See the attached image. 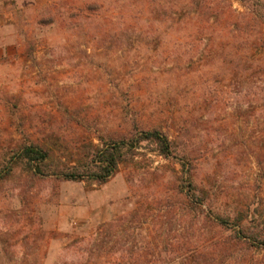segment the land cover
Segmentation results:
<instances>
[{
    "label": "rangeland",
    "instance_id": "1",
    "mask_svg": "<svg viewBox=\"0 0 264 264\" xmlns=\"http://www.w3.org/2000/svg\"><path fill=\"white\" fill-rule=\"evenodd\" d=\"M188 1L0 0V168L26 141L66 164L97 134L161 125L214 206L264 234V101L213 73L227 42L220 12L247 8L210 0V14H195ZM181 118L193 130L177 140ZM181 175L153 142L104 184L33 179L20 166L0 183V264H264V249L236 243L178 192Z\"/></svg>",
    "mask_w": 264,
    "mask_h": 264
},
{
    "label": "trees",
    "instance_id": "2",
    "mask_svg": "<svg viewBox=\"0 0 264 264\" xmlns=\"http://www.w3.org/2000/svg\"><path fill=\"white\" fill-rule=\"evenodd\" d=\"M239 1L245 3L246 13L237 14L232 7L228 6L220 12L228 27L221 24L215 30L219 31L227 42L220 44L222 48L214 58L213 73L218 78L242 82V86L247 87L244 96L248 100L264 101V33L261 29V25L264 26V0ZM222 2L225 1L222 0ZM187 4L194 8L195 14L197 10L210 14L214 7L210 0H189ZM87 7L93 10L99 6L93 3ZM40 23L52 24L54 19L50 17ZM224 46L229 47L228 53ZM203 96L206 102L210 93L206 91ZM175 123L177 124L175 128L177 140L185 139L193 130V127H190L189 118H181L178 123L176 121ZM96 137L99 144L90 142L89 148H86L84 156L78 162L66 164L55 160V152L50 146L40 142L26 141L22 146L14 148L4 156V162L1 163L2 168H0V183L8 180L15 169L21 166L33 179L51 178L61 182L104 184L117 173L122 164L137 155L142 143L153 142L161 156L180 161L182 175L177 180V190L195 202L196 207L204 213L206 220H210L222 230L233 229L232 240L236 243L264 249V234L247 228L242 214L232 216L214 206V201H210L206 185L197 172L191 154L185 148L180 149L161 125L147 126L136 121L127 133L118 136L97 134ZM253 221L257 222L255 219Z\"/></svg>",
    "mask_w": 264,
    "mask_h": 264
}]
</instances>
